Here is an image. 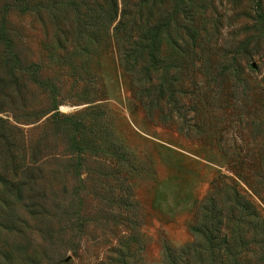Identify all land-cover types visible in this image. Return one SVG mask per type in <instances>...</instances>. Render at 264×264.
<instances>
[{"label":"rangeland","instance_id":"374dc122","mask_svg":"<svg viewBox=\"0 0 264 264\" xmlns=\"http://www.w3.org/2000/svg\"><path fill=\"white\" fill-rule=\"evenodd\" d=\"M154 1L170 34L198 36L169 120L139 94L116 23L81 35L70 0H0V264H165L224 186L264 220V0ZM249 248L243 264H264Z\"/></svg>","mask_w":264,"mask_h":264},{"label":"trees","instance_id":"16d2710c","mask_svg":"<svg viewBox=\"0 0 264 264\" xmlns=\"http://www.w3.org/2000/svg\"><path fill=\"white\" fill-rule=\"evenodd\" d=\"M149 2L150 0H141L134 4L137 9L135 14L129 10L127 0H124L121 9L119 0H103V3L97 0H70L69 5L79 14L81 35L87 32L98 38L97 27L103 24L109 27L116 23L113 28L114 37L128 45H124L121 58L127 66L126 70L140 85L139 94L150 97V103L147 102L150 110L157 107L163 110L161 102L167 100L166 106L170 110L162 116L169 120L168 115L175 108L179 116H182L179 94L189 93L184 87V81L187 77L192 79L198 73L195 72L198 36L194 29L189 28L186 36H181L180 40L174 37L168 29V17L161 15L157 18L145 11ZM163 2L166 0H155L154 4ZM168 37L175 53L171 63L164 53V44ZM89 42L94 43V40ZM225 74L222 70L216 77ZM210 76H214V72ZM224 188V206L219 205L214 195L206 198L201 205L200 221L191 227L197 237L194 243L181 249H172L165 245V264H243L247 258L243 250L247 246L249 250L251 244L264 248V220L255 204L246 199L235 186ZM250 232H254L251 239L248 238ZM258 261L264 263V251Z\"/></svg>","mask_w":264,"mask_h":264}]
</instances>
